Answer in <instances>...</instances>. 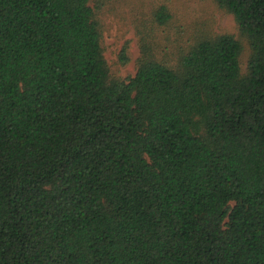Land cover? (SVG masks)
Instances as JSON below:
<instances>
[{
    "label": "trees",
    "instance_id": "1",
    "mask_svg": "<svg viewBox=\"0 0 264 264\" xmlns=\"http://www.w3.org/2000/svg\"><path fill=\"white\" fill-rule=\"evenodd\" d=\"M119 1L0 0V264H264V0L188 43L155 8L126 79Z\"/></svg>",
    "mask_w": 264,
    "mask_h": 264
},
{
    "label": "rangeland",
    "instance_id": "2",
    "mask_svg": "<svg viewBox=\"0 0 264 264\" xmlns=\"http://www.w3.org/2000/svg\"><path fill=\"white\" fill-rule=\"evenodd\" d=\"M167 5L176 15L180 41H192L200 30L212 34H232L239 37L238 27L233 16L221 11L214 0H120L108 8L102 17L104 28L103 46L111 70L123 79L133 77L137 72L140 57L137 23L147 21L155 8ZM128 50V61L122 63L120 54ZM249 49L241 58L242 69L246 70Z\"/></svg>",
    "mask_w": 264,
    "mask_h": 264
}]
</instances>
